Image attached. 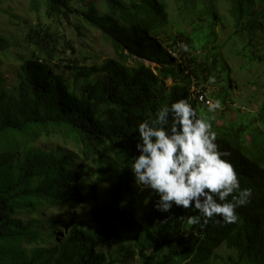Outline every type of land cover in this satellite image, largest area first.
I'll return each instance as SVG.
<instances>
[{"label":"trees","instance_id":"16d2710c","mask_svg":"<svg viewBox=\"0 0 264 264\" xmlns=\"http://www.w3.org/2000/svg\"><path fill=\"white\" fill-rule=\"evenodd\" d=\"M173 2L176 22L165 0H29L43 19L25 22L14 83L0 70V264H264V82L256 110L232 108L223 54L264 62V0ZM73 20L97 30L113 56L94 61L66 34ZM226 22L219 43L215 28ZM10 47L0 32V54ZM200 95L218 99L221 115ZM180 98L211 121L241 187L252 189L235 224L189 226L175 218L197 213L177 207L162 224L169 213L134 184L136 126ZM227 106L232 122L223 121Z\"/></svg>","mask_w":264,"mask_h":264},{"label":"clouds","instance_id":"9594fccd","mask_svg":"<svg viewBox=\"0 0 264 264\" xmlns=\"http://www.w3.org/2000/svg\"><path fill=\"white\" fill-rule=\"evenodd\" d=\"M208 83L215 84L216 77L210 75ZM206 105L210 113L221 108L218 99ZM136 132L137 155L130 157L129 170L138 189L158 198L154 210L169 213L162 224L173 218L174 207L197 213L175 218L189 226L239 221L237 209L251 202L252 189L241 187L231 152L220 149L211 121L187 98L162 104L154 118L138 123Z\"/></svg>","mask_w":264,"mask_h":264},{"label":"rangeland","instance_id":"374dc122","mask_svg":"<svg viewBox=\"0 0 264 264\" xmlns=\"http://www.w3.org/2000/svg\"><path fill=\"white\" fill-rule=\"evenodd\" d=\"M97 1V0H96ZM169 17L171 21H178L176 5L173 0H165ZM0 32L6 36L11 44L9 51L0 54V70L6 78L7 85L14 83L17 67L21 63V58L24 55V45L22 44V33L26 30L27 23H34L38 18L43 19L42 10L39 14L32 12L29 6V0H5L0 5ZM222 16L226 15L224 8L219 9ZM74 27H65L66 34L70 35L73 40H79L83 46V51L90 53L94 61L102 62L103 60L112 57V49L110 45L104 41L101 34L87 26L82 24L78 20H73ZM225 23V22H224ZM225 30L220 27L215 28L218 34V42L227 39L231 33V25L226 22ZM76 27H80L79 31L81 36L78 35ZM179 29L188 30L186 22L179 24ZM223 54L228 61V65L231 68V78L233 79L234 91L232 92V98L235 99V105L232 108H240L241 112L254 111L257 108V102L261 101V92L257 88L261 83L264 82V62H256L250 64L247 60L236 57L231 54L228 48L223 49ZM147 65L149 63L146 62ZM153 69L156 67L154 64H150ZM256 81V84H250ZM230 107L225 108L224 120L226 122H232L236 114ZM216 117L221 115L220 108L213 112ZM223 116V117H224ZM220 125L221 121H216ZM50 144H55V141H49ZM72 146V143H69ZM104 191L99 195V198L95 202L89 201L88 204L83 206L82 212L84 216L85 212L90 208H99L102 204V198L104 197ZM73 212L69 208L64 210V215L69 217ZM218 253H226L225 249H221Z\"/></svg>","mask_w":264,"mask_h":264},{"label":"built area","instance_id":"2783aa9c","mask_svg":"<svg viewBox=\"0 0 264 264\" xmlns=\"http://www.w3.org/2000/svg\"><path fill=\"white\" fill-rule=\"evenodd\" d=\"M198 99H199L200 101L205 102V104H206L207 101H209L208 99L204 98L203 95H200Z\"/></svg>","mask_w":264,"mask_h":264}]
</instances>
